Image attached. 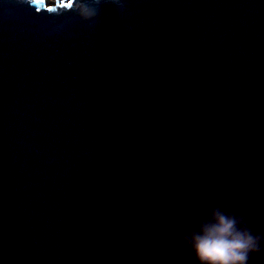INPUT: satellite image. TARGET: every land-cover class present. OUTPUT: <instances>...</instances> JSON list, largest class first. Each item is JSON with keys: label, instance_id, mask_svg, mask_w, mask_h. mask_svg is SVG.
<instances>
[{"label": "water", "instance_id": "1", "mask_svg": "<svg viewBox=\"0 0 264 264\" xmlns=\"http://www.w3.org/2000/svg\"><path fill=\"white\" fill-rule=\"evenodd\" d=\"M72 6L0 0V264H198L225 203L264 234V0Z\"/></svg>", "mask_w": 264, "mask_h": 264}, {"label": "clouds", "instance_id": "2", "mask_svg": "<svg viewBox=\"0 0 264 264\" xmlns=\"http://www.w3.org/2000/svg\"><path fill=\"white\" fill-rule=\"evenodd\" d=\"M48 1V0H44ZM119 4L120 0H113ZM102 0H73V11L82 21H93ZM231 204L208 209L206 216L187 228L181 239L198 264H249L250 256L262 250L264 234L247 224L251 213L236 214Z\"/></svg>", "mask_w": 264, "mask_h": 264}, {"label": "rangeland", "instance_id": "3", "mask_svg": "<svg viewBox=\"0 0 264 264\" xmlns=\"http://www.w3.org/2000/svg\"><path fill=\"white\" fill-rule=\"evenodd\" d=\"M56 1H60V0H48L47 4H54Z\"/></svg>", "mask_w": 264, "mask_h": 264}, {"label": "snow or ice", "instance_id": "4", "mask_svg": "<svg viewBox=\"0 0 264 264\" xmlns=\"http://www.w3.org/2000/svg\"><path fill=\"white\" fill-rule=\"evenodd\" d=\"M34 3L39 4L41 0H33Z\"/></svg>", "mask_w": 264, "mask_h": 264}]
</instances>
